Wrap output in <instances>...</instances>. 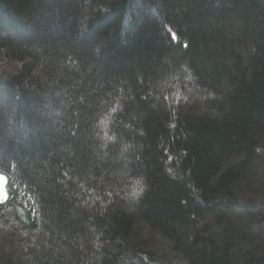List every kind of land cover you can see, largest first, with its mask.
Segmentation results:
<instances>
[{
	"label": "trees",
	"instance_id": "trees-1",
	"mask_svg": "<svg viewBox=\"0 0 264 264\" xmlns=\"http://www.w3.org/2000/svg\"><path fill=\"white\" fill-rule=\"evenodd\" d=\"M0 264H264V0H0Z\"/></svg>",
	"mask_w": 264,
	"mask_h": 264
},
{
	"label": "clouds",
	"instance_id": "clouds-1",
	"mask_svg": "<svg viewBox=\"0 0 264 264\" xmlns=\"http://www.w3.org/2000/svg\"><path fill=\"white\" fill-rule=\"evenodd\" d=\"M142 193H138L137 196L141 195Z\"/></svg>",
	"mask_w": 264,
	"mask_h": 264
},
{
	"label": "snow or ice",
	"instance_id": "snow-or-ice-1",
	"mask_svg": "<svg viewBox=\"0 0 264 264\" xmlns=\"http://www.w3.org/2000/svg\"><path fill=\"white\" fill-rule=\"evenodd\" d=\"M141 191H142V189H141Z\"/></svg>",
	"mask_w": 264,
	"mask_h": 264
}]
</instances>
